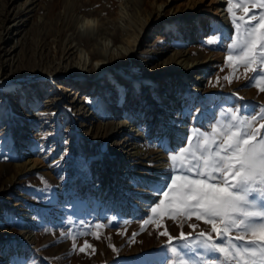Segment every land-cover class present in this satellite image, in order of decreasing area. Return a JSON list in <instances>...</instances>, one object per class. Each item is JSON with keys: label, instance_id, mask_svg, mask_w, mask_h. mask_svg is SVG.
<instances>
[{"label": "rangeland", "instance_id": "374dc122", "mask_svg": "<svg viewBox=\"0 0 264 264\" xmlns=\"http://www.w3.org/2000/svg\"><path fill=\"white\" fill-rule=\"evenodd\" d=\"M189 2L0 0V264H174L171 247L188 264L193 255L195 264L208 257L197 237L204 232L218 242L211 225L194 216L185 222L152 213L157 198L144 182L159 176V154L170 169L169 152L189 147L195 129L209 127L221 102L254 99L246 86L251 68L228 60L235 25L214 19L211 7L202 5L192 15L208 13L213 20L198 41L191 24L184 31L181 21H166L142 31L132 51L124 49L149 14L153 21L168 19ZM262 11L235 8L232 14L248 23L249 15ZM71 43L75 48L66 54ZM115 56L122 58L114 63ZM184 58L181 64L210 60L206 71L213 78L198 91L186 81L180 96L176 134L188 127L193 141L174 137L173 120L165 116L171 112L162 106L178 93L177 79L153 82L149 76L162 63L179 67ZM117 121L127 123V132L105 138L104 129ZM35 157L44 167L25 169ZM163 231L174 238L171 247ZM85 242L90 247L81 251Z\"/></svg>", "mask_w": 264, "mask_h": 264}, {"label": "snow or ice", "instance_id": "6c2138e0", "mask_svg": "<svg viewBox=\"0 0 264 264\" xmlns=\"http://www.w3.org/2000/svg\"><path fill=\"white\" fill-rule=\"evenodd\" d=\"M228 2L230 14L235 8L248 12L244 0ZM250 2L253 8L264 9V0ZM243 19L232 15L235 30L234 37H229V51L233 54L228 60L243 62L247 70L252 64L264 65V11L249 15L250 23H244ZM251 71L255 75L246 86L255 84L264 92V72L259 68ZM256 120H264V106H257L251 113L234 109L227 122L215 127L210 125L209 130L195 129L197 134L189 147L181 144L169 152L170 169L144 182L157 196V203L150 206L152 213L157 216L167 213L173 219L184 218L185 222L194 216L211 225V231L217 233L218 242L204 232L199 233L198 246L209 254L206 259L199 258V264L217 260L221 264H264V125L254 131ZM180 139L193 141L190 135ZM193 175L197 178H190ZM231 231L238 233L235 241L239 244L228 235ZM160 235L168 236L171 247L174 238L167 231ZM187 239L181 232L180 240ZM85 247L90 245L85 242L80 250L84 251ZM181 247L187 248L188 244ZM171 252L178 258L174 264H188L180 258L177 248L171 247ZM197 259L195 255L190 257L193 264Z\"/></svg>", "mask_w": 264, "mask_h": 264}, {"label": "bare ground", "instance_id": "6f19581e", "mask_svg": "<svg viewBox=\"0 0 264 264\" xmlns=\"http://www.w3.org/2000/svg\"><path fill=\"white\" fill-rule=\"evenodd\" d=\"M227 2H228L227 0H190L189 4L186 6V8L184 10H182V5L180 4L178 6L179 9H178L177 13H175L174 15L169 17L168 19L161 18V19H157L155 21H153V19L151 18L153 16V14L151 13L148 15V19L143 23V28L141 30L137 31L138 34L134 38V40L126 39V46L124 47V49L129 48V50L132 51V48L135 46V44L138 45L140 43L142 31H147L152 26H156L160 22H166V21H170V22L181 21L183 23L182 29H184V31H186V28H187L186 24H191V27H193V30H194L193 34L195 35V38L198 41L200 39V36L205 31L209 30L210 24L213 20L210 17V15H207L208 13L200 15V16H193L192 15V12L197 10V8L199 6H202V5H207V6L211 7L212 12L210 14L213 15L214 19H216V18L220 19L221 21H224L226 23V25L231 26L232 25L231 18H230L229 12L225 8V4ZM163 5H164V3L159 4L160 10L163 7ZM75 21L80 22V21H82V18H80V19L77 18ZM88 28L89 29H86V30H88V32H90L92 29H90V26ZM103 30L101 32L102 34L105 33ZM116 30L120 31V29H116ZM116 33H117L116 31L109 32V35L110 36L112 35V37H113V39H115V41L118 38ZM89 37H90V35H89ZM86 41H87V43L89 42L88 40H86ZM74 48H75V46H73L72 43L68 44L66 47V54H68ZM189 50H191V49H189ZM92 53H93V56H95V57H98V56L101 57V53H99V52L98 53L92 52ZM120 58H122V56L121 57L115 56V57H111V60L115 63ZM181 62H185V58L180 61V64H179L180 66L177 68H175V65L170 66L171 64H168V62H167L166 64L162 63L159 66L160 67L159 69H156L154 71H151V70L149 71V76L152 77L153 82L156 81V78H163V79H165L164 82H166V83H167V81H169V79H174V78L177 79L176 82L179 85L178 93H176V91L173 92L174 93L173 96L167 97L168 100L165 102L166 104L162 105L164 107H167V109L169 110L168 112H171L169 115L165 114V116H167L168 120L171 119L174 121V122L173 121L172 122L168 121V122L170 123V127L173 126V127H171V128H173L172 133L175 135V136L174 135L173 136L176 139L177 138L179 139L182 136L187 134V132L185 130L188 127H182V129L180 130L181 134H178V135L176 134L177 133L176 130L179 129V127L175 126L177 124L176 123L177 118L174 117L177 113V109L179 108V106H181L182 103H184V101H182L180 99V96H181L182 92L185 91L186 88L189 86L188 83H186V81L189 83L191 81L192 82L191 85L195 86L192 89V91H198L200 89V86H202L205 82L210 83L213 81V78L210 76L212 74L211 71L209 69L206 71V66L211 62L210 60L203 59L201 61L192 62L191 64L187 63V62L184 64H181ZM66 64H68V62ZM200 71L203 72L202 75L199 74ZM168 90H170L172 93V87L170 88L169 85H167V88H166V91H168ZM147 91H148V94L151 92L150 89ZM168 94H170V93H168ZM159 112H162V111H159ZM170 115L173 117H171ZM128 129H129V126L127 125V123L122 122V121H121V123H119L117 121V123L112 124L106 130L104 129V131H105L104 137L105 138H108V137L109 138H114V137L116 138V137H119L121 134L126 133ZM140 154H141L140 150H138L136 156H139ZM109 155L113 156L112 153ZM159 156H161V157L157 161V162H159V164L157 165V168H156V170H158V172H159V173H157V175L165 173L166 170L169 169V164L167 163V161H165V156H163V153L159 154ZM43 167H44V163H43L42 159H40L38 157L29 159L27 161V163L24 164V168L29 169V170L43 168ZM157 177L154 176V179ZM115 185H117V182L115 183ZM116 188H117V186L113 187L112 190L116 191L115 190ZM152 194L153 195L151 197L153 199L157 198L155 193H152Z\"/></svg>", "mask_w": 264, "mask_h": 264}, {"label": "crops", "instance_id": "0c3cea01", "mask_svg": "<svg viewBox=\"0 0 264 264\" xmlns=\"http://www.w3.org/2000/svg\"><path fill=\"white\" fill-rule=\"evenodd\" d=\"M246 1L250 2V0H244V6H246L245 5V2ZM248 7H253L252 4H251V2H250V5ZM257 8L259 9L258 6H257ZM232 15L233 14H231V18H232ZM248 23H250V22H248ZM249 68H251V69L252 68H259V71L260 72H264V65L252 64ZM253 75H255V74L252 72V76ZM252 88L254 89L253 92H254L255 96L252 93L254 99L251 102H245L246 101L245 97L243 98V100L241 102H238L236 104H234V103H231L230 104V103H226V102H221L215 108L216 109V113L213 116V120L210 121L212 123V124L210 123V125L212 127H215L218 124H222L224 122H227L229 120V117H230L231 112L234 109H240V108H242L244 112L251 113L253 111V109L256 108L257 106H264V92H261L259 90V88L255 84L252 85ZM237 115H239V112H237ZM211 119H212V117H211ZM249 122H251V121H249ZM261 125H264V120H256L255 123L253 124V130L255 131L257 129H260V126ZM205 130H209V127L207 129H205ZM192 133H195V131L193 130ZM228 235L233 238L234 242H236L237 244L240 243L239 241H235V237L238 235V233L236 231H231V232H229ZM246 238H250V237H246Z\"/></svg>", "mask_w": 264, "mask_h": 264}]
</instances>
